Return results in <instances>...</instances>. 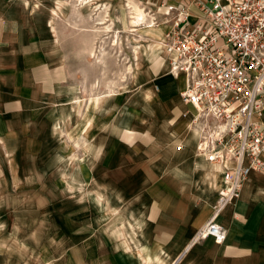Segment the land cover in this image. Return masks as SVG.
<instances>
[{"label": "rangeland", "instance_id": "rangeland-1", "mask_svg": "<svg viewBox=\"0 0 264 264\" xmlns=\"http://www.w3.org/2000/svg\"><path fill=\"white\" fill-rule=\"evenodd\" d=\"M81 1L0 0V264H135L129 252L141 251L131 236L146 246L148 200L183 192L184 181L163 171L177 158H201L197 143L184 142L197 141L185 126L192 128L191 110L149 76L150 62L167 63L161 49L150 53L163 27L133 32L127 0H99L88 10ZM39 63L67 71L57 91L40 87ZM124 128L152 131L155 154L120 147ZM151 161L162 175L147 184ZM207 163L193 168L216 180L222 169ZM200 188L206 196L205 183ZM157 257L152 263L165 264Z\"/></svg>", "mask_w": 264, "mask_h": 264}, {"label": "built area", "instance_id": "built-area-1", "mask_svg": "<svg viewBox=\"0 0 264 264\" xmlns=\"http://www.w3.org/2000/svg\"><path fill=\"white\" fill-rule=\"evenodd\" d=\"M207 1L185 0L160 17L149 14L166 29L169 74L185 78L180 99L201 133L197 153L222 166L216 209L196 235L222 244L226 231L217 218L252 173L264 174V0Z\"/></svg>", "mask_w": 264, "mask_h": 264}, {"label": "crops", "instance_id": "crops-1", "mask_svg": "<svg viewBox=\"0 0 264 264\" xmlns=\"http://www.w3.org/2000/svg\"><path fill=\"white\" fill-rule=\"evenodd\" d=\"M204 1L209 4L207 0ZM125 3H132L146 12L141 6L144 5L160 17L161 14L167 12L168 6L182 8L186 2L185 0H127ZM191 9L198 11L195 6H192ZM163 32H166L165 27H163ZM1 33L4 35L2 31ZM162 39H165V36ZM161 50L165 57L164 48L162 47ZM163 62H150L148 65L149 76L164 81L161 92L164 95H179L180 105L185 107L180 101V94L186 84L185 78L184 76L176 78L166 75L167 63L164 67ZM59 66L60 64L53 65V69L52 66L46 67L44 63L33 65V67H39L34 71V77L42 83L40 87L43 90L55 89L57 91L58 87L63 85L61 83L66 80L67 71L65 73ZM156 74L158 76H155ZM144 93L154 96V99L156 97V93L152 90L144 91ZM190 110L191 115H194V111ZM165 130L169 131L167 126ZM188 130L191 134H198L197 141L192 138V135L191 138L188 136L184 140L188 147H194L198 143L199 133L193 128ZM169 139L175 143L180 142L179 138L169 137ZM155 142L156 137L152 131L130 128H124L117 140V144L124 149L143 151L148 147H153L152 154H155L154 151H156ZM175 160L177 167L163 172L171 173L170 175L180 183L184 181L180 184L183 192L170 197L159 196L149 199L143 214L146 235L141 237V244L144 243L146 246H140L137 238L135 239L133 235L131 244L136 245L141 254L153 256L152 259H156V255L161 254V259L157 257V263H162L164 260L165 264H264V174L252 173L239 197L220 213L217 223L226 231V240L219 244L214 237L196 240L195 236L213 214L217 195L223 186V172L214 176L215 180L193 168L194 162L208 164L205 158L201 157L193 162L190 160L188 162L181 157ZM150 165L145 172L147 184L162 175L160 163L151 161ZM220 168L222 169V167ZM208 182L210 183L208 184ZM203 183L207 189L205 197L202 193L204 191L200 188ZM154 250L157 252L153 253ZM128 256L135 264H149L150 261L152 263V260H140V256L134 250H131Z\"/></svg>", "mask_w": 264, "mask_h": 264}, {"label": "bare ground", "instance_id": "bare-ground-1", "mask_svg": "<svg viewBox=\"0 0 264 264\" xmlns=\"http://www.w3.org/2000/svg\"><path fill=\"white\" fill-rule=\"evenodd\" d=\"M116 1H118V2H122V0H116ZM226 3H229V0H224ZM98 2H99V0H82L81 1V5H82V7L84 8V9H89V8H91V7H95V8H97L98 7ZM129 6L132 8V9H129V10H131L132 11V13H131V15H132V17H131V24H132V28H133V32H138L139 30L141 31V30H149V32L151 33V31H153L154 29H155V24L153 23V20H152V18H151V16H150V14H148V13H146L145 11H143V10H141V9H139L136 5H134V4H132V3H129ZM108 7L107 6H105V10L107 9ZM76 10V9H75ZM100 10V9H99ZM98 10V11H99ZM54 14H56L55 12H54ZM56 16V15H55ZM78 16V15H77ZM58 17V16H57ZM56 17V18H57ZM100 21H103V19H101ZM50 25H51V30L53 31L55 28H54V26H53V22H51L50 23ZM100 25V24H99ZM111 28V26H107V28H106V30L107 29H110ZM108 31V30H107ZM95 32V31H94ZM97 32V31H96ZM148 32V33H149ZM55 33V32H54ZM139 34V33H138ZM143 37V36H142ZM141 37V38H142ZM147 40V39H146ZM165 40V39H164ZM162 39L161 38H157L156 39V41H154L153 40V42L152 43H150V53L153 55V53L156 51V50H158V49H161L162 47L164 48V43L162 44ZM119 42V41H118ZM136 51H137V49H136ZM139 55H140V52L138 51L137 52V58L139 59ZM146 55V54H145ZM163 59V58H162ZM124 75V74H123ZM145 95V97L146 98H150V97H152L151 95H149V94H147V93H145L144 94ZM77 102V101H76ZM80 104V103H79ZM96 104V102H95V100H91V102H90V106H89V110H91V108L92 107H94V105ZM186 125L185 126H187L186 128L187 129H190L191 127H190V122L188 121V122H186L185 123ZM92 127V126H91ZM59 128H58V126H57V128H56V132H57V130H58ZM198 131V130H197ZM198 133H199V139H198V143H199V141H200V136H201V133H200V131H198ZM85 143H87V142H85ZM198 143H197V145H198ZM214 164V163H213ZM216 165H218V166H220V167H222L221 165H219V164H216ZM75 178L76 179H79V175L78 174H76L75 175ZM125 250H128V249H130V246H129V244L127 243V242H125ZM133 251V250H132ZM151 260L150 259V256L147 254V255H143V254H141L140 253V260ZM152 261H153V259H152Z\"/></svg>", "mask_w": 264, "mask_h": 264}]
</instances>
